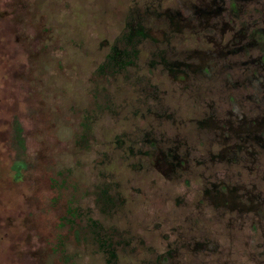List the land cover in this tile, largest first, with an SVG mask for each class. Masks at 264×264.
Listing matches in <instances>:
<instances>
[{"label": "rangeland", "instance_id": "1", "mask_svg": "<svg viewBox=\"0 0 264 264\" xmlns=\"http://www.w3.org/2000/svg\"><path fill=\"white\" fill-rule=\"evenodd\" d=\"M193 2L0 0V264L257 263L250 220L210 194L250 182L208 119L250 91L166 64L207 59L194 21L171 22Z\"/></svg>", "mask_w": 264, "mask_h": 264}, {"label": "flooded vegetation", "instance_id": "2", "mask_svg": "<svg viewBox=\"0 0 264 264\" xmlns=\"http://www.w3.org/2000/svg\"><path fill=\"white\" fill-rule=\"evenodd\" d=\"M197 1L184 5L189 13L187 16L180 11L172 15L171 22L180 25V21H194L197 32L202 30L200 35L210 42L207 50H202L207 59H200L199 64L194 65L187 62L166 64L171 68H203L206 72L214 68L215 74L225 73L228 86H242L250 91L238 95L241 99H237L235 105L231 101L236 98L231 96L230 102L227 101L231 107L225 115L218 110L208 118L217 122L215 127L222 133H227L224 136L216 130L223 140L214 157L241 163L251 175L247 177L250 182L215 181L210 194L212 202L216 206H226L238 222L250 220L253 238L257 235L254 242L259 248L254 264H264V164L261 160L264 153V0ZM179 71L184 72L185 77L186 72ZM14 125L11 129L13 142L23 147V128L18 120ZM229 134L235 139L230 141ZM14 167L19 171L23 167L22 160L17 158ZM227 169L230 171L231 166ZM233 175L236 176L234 172Z\"/></svg>", "mask_w": 264, "mask_h": 264}, {"label": "trees", "instance_id": "3", "mask_svg": "<svg viewBox=\"0 0 264 264\" xmlns=\"http://www.w3.org/2000/svg\"><path fill=\"white\" fill-rule=\"evenodd\" d=\"M137 33L139 34V36L143 37V35H147V32L144 31L143 29L137 31ZM136 34V35H138ZM106 190L102 191V194H106ZM106 199V200H105ZM110 198H108L107 196L104 198L105 202H107ZM91 224V223H90ZM86 227V225L84 226H79L76 229L77 234H81L82 230ZM90 236H92V238L94 240H98L100 246L105 249V252L109 253L110 258L108 259V261H110L112 258L115 257V252L113 251L114 249L112 248V242L110 239L108 238H102V234H101V229L98 228L97 222L96 221H92L91 224V234Z\"/></svg>", "mask_w": 264, "mask_h": 264}]
</instances>
